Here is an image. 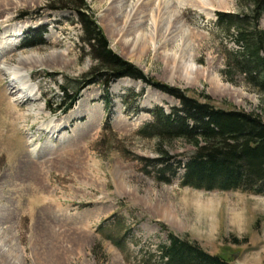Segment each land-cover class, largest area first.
I'll use <instances>...</instances> for the list:
<instances>
[{"label": "rangeland", "instance_id": "obj_1", "mask_svg": "<svg viewBox=\"0 0 264 264\" xmlns=\"http://www.w3.org/2000/svg\"><path fill=\"white\" fill-rule=\"evenodd\" d=\"M120 1L125 16L115 27ZM146 1L86 3L110 47L149 77L264 119V93L243 73L232 82L224 73L227 52L243 46L218 13L241 11L237 0H155L135 16ZM159 5V37L128 50L125 40L138 34L128 25L144 21L152 37L149 14ZM31 30L44 31V44L24 46ZM83 36L72 3L0 0V264H161L170 232L230 264H264V194L184 186L182 169L158 181L149 159L166 149L184 162L194 147L183 139L161 147L139 131L151 109L170 112L179 100L131 77L108 87L92 78L97 62ZM62 85L70 94L80 88L77 101L52 112Z\"/></svg>", "mask_w": 264, "mask_h": 264}, {"label": "trees", "instance_id": "obj_2", "mask_svg": "<svg viewBox=\"0 0 264 264\" xmlns=\"http://www.w3.org/2000/svg\"><path fill=\"white\" fill-rule=\"evenodd\" d=\"M73 4L84 31L83 50L96 60L90 75L102 76L108 82L121 77H131L152 85L179 100V107L166 112L163 107L151 109L153 120L139 132L154 137L160 146L175 139H183L194 149L187 159L173 160L174 155L161 149L157 158L149 159L157 180L170 183L182 169V185L207 191H245L264 194V119L261 115L244 109L222 108L212 103L207 95L202 101L187 94L186 90L149 77L141 68L126 60L111 47L94 13L86 0H58ZM242 7L238 12H219L218 18L227 23V29L236 30V42L241 51H228L227 69L229 81L234 74L243 73L247 82L264 93V30L259 22L264 14V0H237ZM44 31L31 30L24 46L44 44ZM94 79H90L92 82ZM62 99L52 112H67L77 101L79 90L70 94L62 85ZM105 125V128H108ZM104 128V129H105ZM149 130L151 133H144ZM146 172H150L147 168ZM168 244L160 249L161 264H230L221 254H212L186 238L170 232Z\"/></svg>", "mask_w": 264, "mask_h": 264}, {"label": "bare ground", "instance_id": "obj_3", "mask_svg": "<svg viewBox=\"0 0 264 264\" xmlns=\"http://www.w3.org/2000/svg\"><path fill=\"white\" fill-rule=\"evenodd\" d=\"M147 2V1H146ZM153 2H155V0H151V1H148L146 4H144V6H142V7H139L138 6V8L135 10V13H134V15L136 16H140L141 17V15L142 16H144V13L146 12V11H148V6H150V5H152V4H154ZM122 2L120 1V4H118V6L116 7V8H114V18H113V20H112V23L113 22H115L116 24H115V27L118 25L119 26V20H121V17H120V15H121V13L123 14V16H125V13L123 12L124 11V5L123 4H121ZM130 7V5H128L127 6V8L125 9L126 11H127V9ZM137 7V6H136ZM164 10V9H163ZM162 5L160 6H158V9H157V11L156 12H153V13H150L149 14V16H151L152 18H153V21H152V25L154 26L153 27V35H152V37L151 36H148L147 34H145L144 33V31L142 30V28H141V26L145 23L144 21L141 23V21L140 20H136V23H134L133 24V21H131L132 22V24L130 23L129 25H128V28H127V33L128 32H134V31H136V32H138V34H137V36L136 37H132L133 39H129V40H125V46L128 48V50H130L131 48H132V46L134 45L135 47H138V46H141V45H143V43H144V47H145V49H148V44L150 43L149 41L151 40V41H153V40H155V35L154 34H156L157 35V37H159V32H160V26H161V23L163 22V15H162ZM148 13V12H147ZM147 13H146V15H145V19H146V16H147ZM155 13H159V15H160V18H159V20L156 18V16H155ZM156 15H158V14H156ZM139 18V17H138ZM119 19V20H118ZM135 19V18H134ZM139 25V26H138ZM114 27V29H116ZM140 28H141V30H140ZM117 30V29H116ZM168 41V40H167ZM142 49H144L143 47H142ZM16 77H17V79H19V81L21 82V84H22V81H23V77H18L17 75H15ZM24 85H25V83H23ZM217 84H219V82H217ZM221 90V89H220ZM72 113V112H71ZM58 127V126H57ZM33 151H35V150H33ZM54 212H56V211H54Z\"/></svg>", "mask_w": 264, "mask_h": 264}]
</instances>
